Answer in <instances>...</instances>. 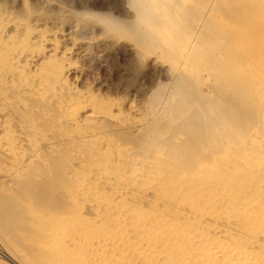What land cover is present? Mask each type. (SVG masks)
Returning a JSON list of instances; mask_svg holds the SVG:
<instances>
[{
  "label": "bare ground",
  "instance_id": "bare-ground-1",
  "mask_svg": "<svg viewBox=\"0 0 264 264\" xmlns=\"http://www.w3.org/2000/svg\"><path fill=\"white\" fill-rule=\"evenodd\" d=\"M119 2L123 20L86 16L170 75L142 106L71 81L96 20L0 6V228L69 264H264V0Z\"/></svg>",
  "mask_w": 264,
  "mask_h": 264
},
{
  "label": "rangeland",
  "instance_id": "rangeland-1",
  "mask_svg": "<svg viewBox=\"0 0 264 264\" xmlns=\"http://www.w3.org/2000/svg\"><path fill=\"white\" fill-rule=\"evenodd\" d=\"M47 1L48 3L55 5V7L58 6L56 7V9L51 11L52 13L50 12L48 14L50 15L48 17L51 19L54 17L53 20H56L57 19L56 16L59 14H60L59 17L58 16L57 17L58 19H61V20L70 17V20H72V29H74L76 22L77 23L79 22V21H75L76 19L77 20L82 19L85 16V19L83 18L85 21L89 20L92 22L96 20L94 22H95V25L97 23V26H95V28L97 29H93L92 31H89V34L88 32H84L80 34L75 33L74 37L80 38L81 36L85 37L89 35L88 37H91V38H88V37L87 38L85 37V38L88 40H91L92 42L99 41V38L104 39L103 42H100L101 45L99 44L94 45L90 49L91 53L88 54L87 56L88 59L84 55L85 47L84 48L79 47V51L75 52L74 54L77 56L73 55L74 57L73 59H71L72 62L76 64V66L78 65V73L71 78V81L72 80L73 82L75 81L76 86L79 85L78 88L80 90L82 88H85L82 90L90 91L94 95L95 99L99 101L109 102L110 99L111 100L113 99V101L119 102L121 104L123 103L122 105H124L125 107L126 102L133 99L134 101L138 102L142 106L149 100V97H151L150 95H152L153 92L155 91L156 86L160 84H165V85L170 84L171 82L170 75L166 73V71L163 70L162 68H156L154 66V62L152 61V56H150L151 58L149 57L148 59H144L143 57H141L143 54L138 53V51L134 47L136 45L135 44L136 37L134 35L130 34L129 36L127 32L115 31L114 25L111 21H109L110 23H108V22H104V20L100 18L90 19V17L86 16V14H89L92 12L98 15L99 14H103V15L109 14L110 16L116 19L118 18V20H123L124 18L120 15V11H119L120 10L119 0L118 1L117 0H23V1L21 0H0V6H2L7 11H12L15 9L14 12L16 13L20 12L21 14H23L24 10H23L21 2L27 5H29L30 3L31 7L33 6L36 7L37 8L36 10H38L41 14L44 15L46 13L45 12L43 13V11L46 10L45 4ZM43 2H45V4ZM18 3L20 4L22 9L20 7H16V6H19ZM100 4L102 6H100ZM66 6L68 8H65ZM93 6L95 7V9ZM99 6L102 9H99ZM115 8H119V9H115ZM65 9H68V11L67 10L65 11ZM57 10L60 11L61 13L59 12V14L56 15L55 13H57ZM111 10H112V13L110 12ZM113 10L115 12L118 10L119 12L117 11V13H115ZM53 12L55 13L53 14ZM64 13H66L67 15ZM77 13H82L83 15L82 14L77 15ZM61 14L65 15V17L63 15L61 16ZM98 20L101 21L100 24ZM56 21H58V23L60 22V20H56ZM102 21L104 24L102 23ZM111 23L113 26L111 25ZM63 30L65 32H69L68 28H64ZM93 32L95 33L93 34ZM91 35H94V37ZM111 39H120L123 42V44L117 50H114L112 48L110 49V47L107 46V44L109 43ZM80 49H82V51H80ZM131 49L132 50L134 49L136 51L134 52V50L132 51ZM79 56H81L82 58L85 56L84 57V59L86 58L85 61ZM80 66L82 68H80ZM78 74L80 75V78ZM140 102L143 104H141ZM102 127L108 128L109 124L103 123ZM125 135L126 134L120 133V132L113 134L115 138H120V139H122L123 136ZM52 157L55 159V166H54V169H51V170L54 173V178H56L55 180H58L60 177V173L56 170L57 166L63 165L65 163V160H63L62 159L63 157L61 155H58V153L55 155H52ZM0 192H1V189H0ZM37 195H36L37 198L41 197ZM1 209H3V206ZM0 239L3 240L6 244L5 245L4 243H2L3 241H0L3 247H9L10 249L14 250L17 254L21 256V258L27 264H42V263L43 264L44 263L46 264H69V260L66 257V253L63 250H61L58 241H54L55 239L45 240L42 242V244L40 243L39 246L35 245V243L32 242L33 245L31 246L30 245L31 241H28L27 243H23L19 241L18 239L15 240L14 238L9 237V235H7L1 228H0ZM38 261L42 263H39ZM0 264H12V262L8 261L7 259H4L2 257V254L0 253Z\"/></svg>",
  "mask_w": 264,
  "mask_h": 264
}]
</instances>
